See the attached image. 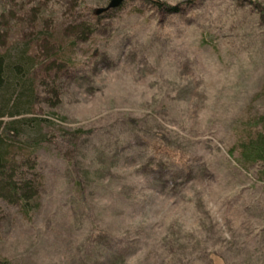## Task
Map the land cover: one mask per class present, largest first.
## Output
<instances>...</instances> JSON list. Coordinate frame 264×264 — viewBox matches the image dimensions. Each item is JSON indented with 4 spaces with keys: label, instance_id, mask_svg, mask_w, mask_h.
Returning <instances> with one entry per match:
<instances>
[{
    "label": "rangeland",
    "instance_id": "obj_1",
    "mask_svg": "<svg viewBox=\"0 0 264 264\" xmlns=\"http://www.w3.org/2000/svg\"><path fill=\"white\" fill-rule=\"evenodd\" d=\"M111 1L0 0L34 82L2 121L36 163L29 211L0 198V264H264V165L229 155L264 118V0Z\"/></svg>",
    "mask_w": 264,
    "mask_h": 264
},
{
    "label": "trees",
    "instance_id": "obj_2",
    "mask_svg": "<svg viewBox=\"0 0 264 264\" xmlns=\"http://www.w3.org/2000/svg\"><path fill=\"white\" fill-rule=\"evenodd\" d=\"M147 2V4L156 9L157 12L162 11L165 17L174 16L180 9V7L169 6L160 1L147 0ZM195 4L196 0H191L190 5L194 6ZM103 15H106V13ZM94 27V25L87 26L85 24L78 25L76 23L69 28L68 35L73 39L74 45L75 43L86 42L93 36L95 32ZM5 31H7V29H4V25L0 22V44L6 36ZM61 54L62 51L55 52L54 58H61ZM12 59L14 62H11ZM29 64H33V62L30 60L28 52H25V50L21 51V55L18 58H13L10 54L0 55V102L2 104L0 105V198L10 205L21 207L26 212L29 211L28 204L30 200H32V188L24 183L23 170L28 167L32 171H36V163L31 162L29 157L18 161L16 156L12 157L10 155L12 150L8 142L22 143L25 130L24 127L20 125L22 121L5 123L2 119L7 116L6 113H10L11 117L15 114H20L18 110L14 113L18 105L16 103L13 104L15 97H17L19 103L22 98H25L26 101H30L31 96H33L32 87L34 86V82L29 79ZM17 93L18 95H16ZM259 125L261 128L253 137L251 136L249 140L240 143V156L236 154V151H239L238 148V150L233 148L229 152V155L235 158L236 163L247 171L250 170V168H254L257 164L264 165V118L261 119Z\"/></svg>",
    "mask_w": 264,
    "mask_h": 264
},
{
    "label": "water",
    "instance_id": "obj_3",
    "mask_svg": "<svg viewBox=\"0 0 264 264\" xmlns=\"http://www.w3.org/2000/svg\"><path fill=\"white\" fill-rule=\"evenodd\" d=\"M125 1L126 0H112L109 7L104 11L98 12V15L120 8L124 4Z\"/></svg>",
    "mask_w": 264,
    "mask_h": 264
}]
</instances>
